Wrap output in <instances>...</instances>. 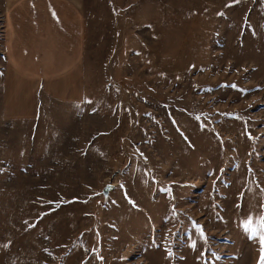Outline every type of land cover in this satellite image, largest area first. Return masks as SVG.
I'll return each mask as SVG.
<instances>
[{"label": "rangeland", "instance_id": "obj_1", "mask_svg": "<svg viewBox=\"0 0 264 264\" xmlns=\"http://www.w3.org/2000/svg\"><path fill=\"white\" fill-rule=\"evenodd\" d=\"M77 1L84 102L10 121L0 0V264H262L264 0Z\"/></svg>", "mask_w": 264, "mask_h": 264}, {"label": "crops", "instance_id": "obj_2", "mask_svg": "<svg viewBox=\"0 0 264 264\" xmlns=\"http://www.w3.org/2000/svg\"><path fill=\"white\" fill-rule=\"evenodd\" d=\"M3 22V118L33 121L45 99L84 102L87 24L77 0H7Z\"/></svg>", "mask_w": 264, "mask_h": 264}, {"label": "water", "instance_id": "obj_3", "mask_svg": "<svg viewBox=\"0 0 264 264\" xmlns=\"http://www.w3.org/2000/svg\"><path fill=\"white\" fill-rule=\"evenodd\" d=\"M115 185L114 184H107L105 185V187L102 189V197H103V201H102V206H106L111 193L115 190Z\"/></svg>", "mask_w": 264, "mask_h": 264}, {"label": "snow or ice", "instance_id": "obj_4", "mask_svg": "<svg viewBox=\"0 0 264 264\" xmlns=\"http://www.w3.org/2000/svg\"><path fill=\"white\" fill-rule=\"evenodd\" d=\"M246 229L248 227V225H245ZM257 233L255 232V230H253V236H255ZM260 242H261V252H262V256H261V262L262 264H264V234L260 235Z\"/></svg>", "mask_w": 264, "mask_h": 264}]
</instances>
